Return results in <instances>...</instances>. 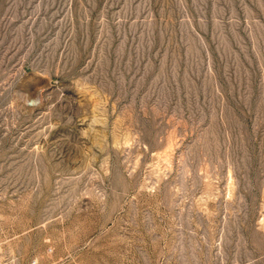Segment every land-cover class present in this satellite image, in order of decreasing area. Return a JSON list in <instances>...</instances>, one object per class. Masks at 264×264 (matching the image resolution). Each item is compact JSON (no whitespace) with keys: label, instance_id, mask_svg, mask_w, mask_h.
<instances>
[{"label":"rangeland","instance_id":"374dc122","mask_svg":"<svg viewBox=\"0 0 264 264\" xmlns=\"http://www.w3.org/2000/svg\"><path fill=\"white\" fill-rule=\"evenodd\" d=\"M0 223L20 264H264V0H0Z\"/></svg>","mask_w":264,"mask_h":264},{"label":"built area","instance_id":"2783aa9c","mask_svg":"<svg viewBox=\"0 0 264 264\" xmlns=\"http://www.w3.org/2000/svg\"><path fill=\"white\" fill-rule=\"evenodd\" d=\"M7 242V235L0 223V264H20L19 255Z\"/></svg>","mask_w":264,"mask_h":264}]
</instances>
